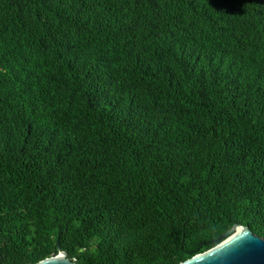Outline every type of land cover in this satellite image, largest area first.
<instances>
[{
    "label": "trees",
    "instance_id": "trees-1",
    "mask_svg": "<svg viewBox=\"0 0 264 264\" xmlns=\"http://www.w3.org/2000/svg\"><path fill=\"white\" fill-rule=\"evenodd\" d=\"M264 237V0H0V264H177Z\"/></svg>",
    "mask_w": 264,
    "mask_h": 264
},
{
    "label": "water",
    "instance_id": "water-1",
    "mask_svg": "<svg viewBox=\"0 0 264 264\" xmlns=\"http://www.w3.org/2000/svg\"><path fill=\"white\" fill-rule=\"evenodd\" d=\"M220 237L212 247L177 264H264V237L254 233L247 225L233 223ZM56 246L57 253L32 264H78L60 249L59 242Z\"/></svg>",
    "mask_w": 264,
    "mask_h": 264
}]
</instances>
